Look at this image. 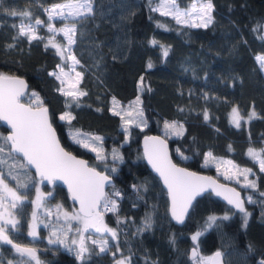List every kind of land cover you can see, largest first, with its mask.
<instances>
[{"label":"trees","instance_id":"16d2710c","mask_svg":"<svg viewBox=\"0 0 264 264\" xmlns=\"http://www.w3.org/2000/svg\"><path fill=\"white\" fill-rule=\"evenodd\" d=\"M59 1L63 0H0V73L24 76L28 88L22 99L48 106L62 144L113 176L115 182L107 188L100 208L117 232L107 240L104 252L98 244L88 242L83 259L77 255L80 245L70 243L72 229L64 223L56 231L64 243H49L42 224L40 235L31 237L30 198L37 178L20 156L10 152L3 136L6 128L0 124L4 149L0 158L6 161L0 164V171L27 198L14 208L13 240L34 246L41 264H114L120 256L128 258L127 264H203L188 256L191 246L199 254L219 249L225 264H261L264 171L248 149H257L264 159V71L256 59L257 54H264L260 38L264 33L255 30L264 25V0H211L212 22L207 27L177 23L154 7L158 0H92L91 13L55 17V26L69 21L76 29L70 50L79 62L78 90L87 93L78 99L59 91L61 82L50 74L63 60L49 43L50 37L61 38L49 30L46 6ZM176 1L185 7L192 0ZM25 12L30 15H23ZM36 20L43 21L35 25L36 39L20 33L21 23ZM112 98L119 105H138L147 123L143 127L130 124L126 134L119 113L110 108ZM232 106L239 110V127L229 119ZM65 114L71 119L62 120ZM173 123L175 128L165 127ZM77 129L101 134L102 148L92 151L78 143L74 137ZM149 132L168 140L176 162L239 187L250 213L246 224L244 213L234 211L210 192L194 200L182 224L174 223L166 191L143 160L140 138ZM98 152L104 160L98 158ZM208 153L230 158L250 171L244 177L223 178ZM52 190L53 199L69 202L60 184L54 183ZM113 198L116 209L104 212L103 203L111 204ZM212 216L217 219L202 229ZM225 216L229 219H222ZM148 218L150 227L145 225ZM200 228L199 237L193 240ZM12 256L8 244L3 245L0 262L6 263Z\"/></svg>","mask_w":264,"mask_h":264},{"label":"snow or ice","instance_id":"6c2138e0","mask_svg":"<svg viewBox=\"0 0 264 264\" xmlns=\"http://www.w3.org/2000/svg\"><path fill=\"white\" fill-rule=\"evenodd\" d=\"M168 7L167 4L161 3L160 9ZM171 7L174 10L177 23L181 22L182 16H190L191 12L198 11L200 14V19L202 20L201 24L193 25L195 27H207L208 24L212 22L211 11L213 5L211 0H208L206 4H201L197 9L196 5L192 6L191 11L180 12L175 5V0H172ZM67 8L69 10V15L80 16L83 14L82 10H86L88 13L92 12L91 0H75V2H69L62 5H54L51 9H47L49 12V17L53 15L63 16V9ZM58 9L60 11H58ZM159 10V9H157ZM16 15L17 13H11ZM163 15H169L167 11L162 12ZM23 15L28 16L30 13H23ZM206 17V19H205ZM36 24H41L43 21L36 20ZM49 30L53 31L51 26ZM255 30H264V25H258ZM65 36L68 37V44L71 45L75 41L72 38L70 33L74 34L76 29L73 25L72 27H65L60 29ZM32 33L30 39H36V36L33 31L32 25L21 26L20 33L22 35H28ZM264 40V35L260 37ZM49 43H52L50 40ZM153 43H156L153 41ZM53 47H59L56 44H53ZM70 54V49H69ZM167 53L165 52V55ZM63 55V53H61ZM72 59L75 61V57ZM258 63L262 68H264V55L256 57ZM75 63H79L75 61ZM59 67V66H58ZM151 67V65H149ZM61 74L66 76L63 68H61ZM55 76L57 80L64 84V79L62 75H57V73H50ZM80 74L77 73V76ZM26 87L23 80L18 78L8 77L5 75H0V119L7 121L11 124L13 133L11 136L6 137V141L11 142V147L15 152L22 153L23 157L26 159L28 165L35 166L36 170L39 172L41 177H44L48 180L54 178H59L65 180L68 183L69 189L72 191L73 198L79 200L80 202V212L81 215H74L69 217L65 213L66 219H79L84 225L86 230L89 226L95 227L96 231H107L110 232L112 237L116 236V232L113 229L104 227L101 229L97 227V222L102 223V217L100 212L97 210L99 207V202L104 198V185L108 182V177L102 175L100 172H97L95 168H90L84 161L77 160L75 157L71 156L69 153L65 152L63 148L59 146L58 141L55 137V132L52 129L51 125L48 122V110L47 108L42 107V101L36 107L31 105L25 106L20 103V96H22L23 89ZM74 87V86H73ZM63 91V89H59ZM66 96H71L73 99H78L79 96L86 95L87 93L82 91H68L63 93ZM37 101L39 97L33 93L32 94ZM253 116L255 113L252 114ZM63 119H71L68 114L60 117ZM207 118V117H206ZM233 119L236 123V126L239 127V114L236 109H233ZM166 128H175L176 125L166 124ZM179 134V133H177ZM96 139H99L97 137ZM155 140L156 138H149ZM78 143H83V141H77ZM147 143V142H146ZM160 149L149 153V161L152 163L155 170L163 177L164 183L168 186L169 193L172 198V208L171 214L179 223H183L184 216L187 212L188 207L191 204L192 199L202 190L203 182L206 180L204 177H198L195 173L187 172L185 169L177 168L174 164L171 163L167 156V151L163 146V141L159 142ZM84 147H89L88 144H84ZM4 149L0 146V153H3ZM92 151H97L93 148ZM249 155L254 158H259L258 154L255 153L252 149H249ZM208 156H211V153H208ZM98 158L104 160L105 157L98 152ZM186 159V157H185ZM6 163V161L0 158V164ZM231 164V161L227 162ZM261 171H264V159L259 160ZM235 167V166H233ZM250 170H245L249 172ZM251 187H255L254 183H250ZM26 187V185H24ZM234 191V190H230ZM218 195L221 193L218 192ZM115 196H119V192L114 193ZM261 195H264L262 193ZM235 198L226 197L230 204H234L237 209H239L245 215V224L247 222V217L250 213L243 207V201L239 199V193H234ZM5 199H10L11 207H16V202L21 200V197L17 195L16 191L9 188V186L4 182L3 176H0V219L4 217H11V213L4 207L3 201ZM39 199V197H38ZM249 202L251 197L248 198ZM107 210H115L116 203L112 201L110 206L108 203L105 204ZM216 217H211L210 220L213 222L216 220ZM222 219L227 220L229 217L225 216ZM17 221L14 219L8 218L4 220V223L0 224V241H3L7 244H12V240L8 238L5 225H10L12 228H15ZM145 225L150 227V218L145 220ZM79 231V229H77ZM31 236H36L35 224H33V230L29 233ZM56 234L53 233V236ZM200 233H196L192 239L196 240L199 237ZM49 243H64L59 237L56 239H50ZM73 244L76 241H72ZM107 241H104L100 246V252L106 251ZM16 252L20 254L21 257H26L20 262V264H41L40 260L36 255L35 249L26 248L21 245H13ZM87 247L84 246L83 239L80 241V248L77 252V255L80 259H83V254L87 252ZM221 253H215L214 257L208 258L207 261H204L203 264H218V258L221 257ZM198 256L196 249L192 250V258L195 260ZM124 258L118 260L116 264H126ZM203 261V258H201ZM10 264V262H9ZM264 264V261L261 262Z\"/></svg>","mask_w":264,"mask_h":264},{"label":"rangeland","instance_id":"374dc122","mask_svg":"<svg viewBox=\"0 0 264 264\" xmlns=\"http://www.w3.org/2000/svg\"><path fill=\"white\" fill-rule=\"evenodd\" d=\"M69 2H75V0H63V1H59V2H54L49 4L48 6H46V10L47 9H51L54 5H62V4H66ZM208 2V0H192L187 6H180L177 1L175 0V5L176 7L179 9L180 12H185V11H191L192 6L196 5L197 9L199 8V6L201 4H206ZM161 3H165L168 5V7L160 9V4ZM172 4V0H158L154 7L156 9H159L160 12H164L167 11L169 12L171 16H175L174 10L171 7ZM91 6H92V0H91ZM58 11H60L58 9ZM64 15L63 16H59V15H53L51 18L49 17V12L46 11L47 16L49 18V25L51 26V28L53 29V31H56L59 33V36L61 39H55L53 37L49 38V41H52V44H56L59 47L57 48L58 51L61 53H63V55H61L62 60L61 63L53 70V72L57 73V75H62L61 74V68H63L64 73H66L67 75L64 76L62 75V78L64 79V84H61V88L63 89L64 92H68V91H79L78 90V81H79V76H77V73L80 74V71L78 70L75 61L72 59V57L74 56L73 53L70 50V54H69V49H70V45L68 44V37L64 35L63 32L60 31V29L67 27H72L73 23L66 21L65 23L59 25V26H55L53 24V19L55 17H59V18H69V17H76V16H72L69 15V10L67 8L63 9ZM83 14L87 13L86 10H82ZM206 19V17H205ZM181 22L182 23H190V24H201L202 20L200 19V14L198 11L195 12H191L190 16H182L181 17ZM27 26V25H32L33 26V31L34 34H36L35 31V21L33 22H28V23H21V26ZM264 33V30H263ZM30 35H32V33H29ZM70 35H72V33H70ZM260 55H264V54H257V56ZM75 57V56H74ZM264 71V68H262ZM74 86V87H73ZM23 98V97H22ZM111 110L114 112L119 113L120 117H121V125L124 128L125 133L127 134L128 132V127L130 126V124H135L138 125L140 127H143L146 123V116L144 111L138 106V105H129L127 104H120L117 103V99L116 98H112V104L110 106ZM233 109H236L238 111V114L240 116L239 110L236 106H232L231 110H230V115H229V119L232 123L236 124L234 122L233 119ZM3 131H0V136H2ZM74 137L77 141H83V145L86 143L89 145V148H95V149H101L102 148V135L95 133V132H89L86 130H82V129H77L74 132ZM4 138H6L5 136V132H4ZM97 137H99V139H96ZM255 153L258 154V159L255 158V160L257 161L259 167H260V163L259 160L262 159L260 154L258 153L257 149H252ZM249 151V149H248ZM209 161L212 162L214 164V166L216 167V172L223 178H227V179H235L238 177V175H241L242 177H244V175L246 174L245 170H248L245 167H240L237 166L230 158H223L221 156H210ZM231 161V164L227 163ZM205 164V163H204ZM235 166V167H233ZM0 176H3L1 171H0ZM4 178V177H3ZM4 182L9 186V188L13 189L14 191H16L17 195H19L21 197L20 201L17 202H21L26 198L25 195H23L22 193L18 192V190L16 189V187L9 183L5 178H4ZM108 193H106L105 197L103 198L102 201H104L106 199ZM39 197V199H38ZM53 190L50 186H45L43 184L42 179L37 178V182L35 185V189L33 192V196L30 198L32 200L31 202V210H30V214H29V220H28V234L33 230V224H35V231H36V236L38 237L40 235V230H39V225L42 224L44 226H46V230L44 231V236L45 238L49 241L50 239H55L56 237H61L62 235H55L53 236V233L56 234V231L59 229V226H61V224H65L69 229H72V233H70V243H72V241H76L77 243V247L80 245V241L81 239H83V243L86 245V247H89V244L91 242L98 244L99 246H101L103 244V241H107L110 237H112L110 232L107 231H96L95 227L89 226L86 230L84 229V225L82 223L81 220L79 219H66L65 218V213L68 214L69 217L74 216V215H83L81 214L77 208L75 207V205L69 200L68 203H63L61 200L59 199H53ZM246 198H248V196H246ZM112 201H116L115 198H113ZM111 201V202H112ZM16 202V203H17ZM4 207L8 210L9 213H11V217H4L3 219H0V224L4 223L5 219L11 218L14 219L15 221H17L16 218V213L14 211V208H12L11 205V201L10 199H5L3 201ZM102 217V223L97 222V227H100L101 229H103L104 227H107L109 229H113L115 232H117L116 228L112 225H110L109 223H107V221L104 219V215L101 214ZM213 217V216H212ZM53 218V220H52ZM211 218V217H210ZM210 219L206 220L203 225H202V229L204 227H206L207 225H209L210 223ZM55 223V224H54ZM49 224H54V226L51 227V230L48 229V225ZM11 228V230H15V228H12L10 225H5V229ZM201 228L199 230H197L196 233L200 232ZM77 229H79V231H77ZM94 233V235H93ZM30 235V234H29ZM31 236V235H30ZM33 237V236H31ZM90 242V243H88ZM14 252L12 256V258H9V262L10 264H20V262L24 259H27L26 257H21L19 253L16 252V250H13ZM38 259L40 260L39 256H37ZM209 257V254H199L197 258L193 261L194 262H204L207 261ZM126 257L124 256H120L118 258H116V260L114 261V264H116V262L118 260L124 259ZM201 258H203V261L201 260ZM8 263H3L0 262V264H9ZM41 262V261H40ZM35 263V262H32ZM126 264H127V260H126Z\"/></svg>","mask_w":264,"mask_h":264},{"label":"water","instance_id":"95a60500","mask_svg":"<svg viewBox=\"0 0 264 264\" xmlns=\"http://www.w3.org/2000/svg\"><path fill=\"white\" fill-rule=\"evenodd\" d=\"M0 75H5V74L0 73ZM5 76L13 77V78H18L20 80H23L24 83H25V85H26V87L23 89V93L24 94L26 93L27 88H28V84H27V80H26V78L24 76L19 75V74H8V75H5ZM24 94L22 96H20V98H19L21 104H23L25 106L31 105L33 107H36L38 105V104L32 105V104L24 101L22 99V97L24 96ZM42 107L47 108V110H48V106L46 104H42ZM48 122H49V124L51 125L52 129L55 132V137H56V140L59 143V146L61 148H63L65 152L69 153L71 156L75 157L77 160L84 161L87 164L88 167L95 168L97 172H100L102 175H105V176H107L109 178L108 179V182L105 183L104 189H103L104 194L106 195L107 188L110 185H113L114 182H115L113 176L110 173L106 172L104 169H100V168H98V167L90 164L85 156L79 155V154H77V153L69 150L68 148H66L62 144V142L59 139V136L57 134V131H56L54 125L52 124L51 120H50L49 110H48ZM0 124L3 127L6 128L5 136L6 137L11 136L12 133H13V129H12L11 124H9L7 121H5L3 119H0ZM149 138H156V139L155 140H151ZM160 141H163V146L166 149L167 156H168V158H169V160L171 161L172 164H174L177 168L185 169L187 172L195 173L196 176H198V177H204V178H206V180L203 182V188H202V190L198 191V193L192 199L191 204L188 207L187 212H186V214L184 216L183 222L185 221L186 216H187V214H188V212L190 210V207L192 206L194 200L197 197L201 196L202 194H204L206 192H210L211 194H213L214 196H216L220 200H222L225 203H227L234 211L241 212L239 209H237L235 207L234 204H230L228 202V199H226V197H230V198H233L234 199L235 198L234 193H239V199L241 201H243V207L246 210L245 198H244V195H243V193H242V191H241V189L239 187H237L236 185H234L233 183H231V182H229L227 180H223V179L219 178L218 176H216L213 173H210V172H207V171H203V170L193 169V168H190L188 166H185L183 164H180V163L176 162L173 159L172 155H171L169 142H168V140L163 135H161V134H159L157 132L144 133L141 136V138H140V142H141L140 145H141V149H142L143 160L146 163L147 167L158 177V179L161 182V185L163 186V188L166 191L167 201H168V213H169V216H170V218L172 219V221L174 223H176V224H182V223H179L175 218H173V216L171 214L172 198H171V195L169 193L168 186L164 183L163 177H161V175L155 170V168L153 167L152 163L149 161V153L150 152H154V151L160 149V144H159ZM7 142L9 144V150H10V152H12L13 154H16V155L20 156L21 159L23 160V162L33 171V173H34V175H35L36 178H41L42 181H43V183L47 184L48 186H52L54 183L60 184L65 189L68 199L75 205V207L77 208V210L80 212V202H79V200H76V199L73 198L72 191L69 189L68 183L65 180H62V179H59V178H54L52 180H48V179H46L44 177H41L40 174H39V172L36 170L35 166L28 165L26 159L23 157V154L22 153L15 152L12 149V147H11V142H9V141H7ZM230 190H234V191H230ZM218 192H220L221 194L218 195L217 194ZM102 200L103 199L100 200L99 207L97 209L100 212V214H101L100 206H101ZM8 238L10 240H12L9 236H8ZM1 242H3V241H1ZM3 243H5V242H3ZM5 244H7V243H5ZM17 244L18 245H21L23 247H26V248L35 249L36 255H37L36 248L34 246L30 245V244H21V243H18V242H15L14 240H12V244H10V245H17ZM194 248H195L194 246H191L190 249H189V251H188V256L190 258H192V250ZM217 252H220L222 254V252L219 249H215V250H213L212 252L209 253V257L208 258L214 257L215 256V253H217ZM214 264H215V262H214ZM218 264H225L223 254L221 255V257L218 258Z\"/></svg>","mask_w":264,"mask_h":264},{"label":"flooded vegetation","instance_id":"af4514ba","mask_svg":"<svg viewBox=\"0 0 264 264\" xmlns=\"http://www.w3.org/2000/svg\"><path fill=\"white\" fill-rule=\"evenodd\" d=\"M50 187L52 188L53 185ZM12 231H14V230H11V228L6 229L7 235L13 240ZM3 245H6V244L0 241V249H2ZM8 246H9V250L11 251V253L14 252L13 250H15V248L13 247V245L8 244ZM8 262H9V259L6 260V263H8Z\"/></svg>","mask_w":264,"mask_h":264},{"label":"built area","instance_id":"2783aa9c","mask_svg":"<svg viewBox=\"0 0 264 264\" xmlns=\"http://www.w3.org/2000/svg\"><path fill=\"white\" fill-rule=\"evenodd\" d=\"M106 203H108L109 206H110V202H109V201H105V202L103 203V205H102V208H103V211H104V212L109 211V210H107V209L105 208V204H106Z\"/></svg>","mask_w":264,"mask_h":264}]
</instances>
